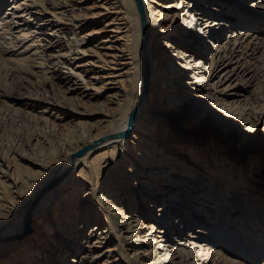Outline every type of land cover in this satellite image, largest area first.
<instances>
[{
    "label": "bare ground",
    "instance_id": "obj_1",
    "mask_svg": "<svg viewBox=\"0 0 264 264\" xmlns=\"http://www.w3.org/2000/svg\"><path fill=\"white\" fill-rule=\"evenodd\" d=\"M261 1L0 0V57L51 90L0 131V264H264Z\"/></svg>",
    "mask_w": 264,
    "mask_h": 264
},
{
    "label": "rangeland",
    "instance_id": "obj_2",
    "mask_svg": "<svg viewBox=\"0 0 264 264\" xmlns=\"http://www.w3.org/2000/svg\"><path fill=\"white\" fill-rule=\"evenodd\" d=\"M261 2L264 3V0ZM263 31H261L260 33H264ZM259 38L262 39L260 35H259ZM245 43H242L241 48H240L241 54L243 56V62L246 64L248 69L254 70L257 76V80H258L254 83V86L257 89V93L258 94L260 93L262 96L264 93V43L254 44V46L253 45L248 46V43L247 42ZM40 80H44L45 82L40 81ZM49 86L50 85L46 83L45 78L41 79L40 77L37 80L36 76H34L31 72L28 73L27 71L23 69L16 68L15 65L11 63L9 64L8 61H5V60L3 61L2 58L0 57V131L4 130V131H1V133L6 132L5 129L9 131L11 129L14 130V131L11 130L10 133L11 132L15 133L17 130L21 131V133L17 131L16 134H14L15 136L18 135L17 133L22 134V131L24 134L27 133L29 135L33 134V132L35 133L36 131L41 132L42 129L39 130V128L41 127L39 125L40 121L37 119H32L29 115H25L24 108L20 102L24 101L25 95L29 96L31 94V96L36 95V97H40L41 95L47 96L48 90L51 92ZM46 88H48L47 91H46ZM263 103H264V100L262 99V97L260 98L258 97L254 103V108H255L254 117H256L257 119L260 118ZM21 107H22V110L20 109ZM16 108L18 109V112H20L19 113L20 115L16 114L17 112L15 111ZM19 117H21V119L24 118V120L19 119V121L14 122L15 121L14 119H18ZM33 120H36V121H33ZM24 121L25 122L27 121V124ZM30 121L31 123H29ZM35 122H37L38 124ZM34 123L37 126L33 125ZM28 124L30 126L32 125V127H30ZM33 127L36 128V131L35 129H33ZM257 129H258V123H256V125L254 126V130H255L254 134H255V137H257V139L264 142V135L259 134L257 132ZM243 142H244V139L239 141V143H237L236 148L241 149ZM251 153L252 151H245L243 153L245 160H248L250 158L249 154ZM247 164H248V161H247ZM31 209L33 208L31 207ZM211 221L213 220L211 219ZM25 233L26 231L23 232V234Z\"/></svg>",
    "mask_w": 264,
    "mask_h": 264
},
{
    "label": "water",
    "instance_id": "obj_3",
    "mask_svg": "<svg viewBox=\"0 0 264 264\" xmlns=\"http://www.w3.org/2000/svg\"><path fill=\"white\" fill-rule=\"evenodd\" d=\"M142 27H143V34H144V36H145V24H144V22H143V24H142Z\"/></svg>",
    "mask_w": 264,
    "mask_h": 264
}]
</instances>
